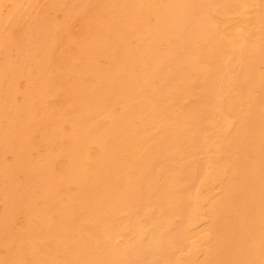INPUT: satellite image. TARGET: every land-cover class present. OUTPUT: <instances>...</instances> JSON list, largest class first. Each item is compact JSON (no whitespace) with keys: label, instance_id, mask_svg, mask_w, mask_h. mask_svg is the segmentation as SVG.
I'll return each mask as SVG.
<instances>
[{"label":"bare ground","instance_id":"bare-ground-1","mask_svg":"<svg viewBox=\"0 0 264 264\" xmlns=\"http://www.w3.org/2000/svg\"><path fill=\"white\" fill-rule=\"evenodd\" d=\"M0 264H264V0H0Z\"/></svg>","mask_w":264,"mask_h":264}]
</instances>
